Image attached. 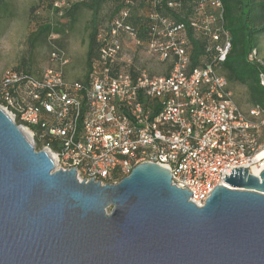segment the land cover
Wrapping results in <instances>:
<instances>
[{
	"label": "built area",
	"instance_id": "2783aa9c",
	"mask_svg": "<svg viewBox=\"0 0 264 264\" xmlns=\"http://www.w3.org/2000/svg\"><path fill=\"white\" fill-rule=\"evenodd\" d=\"M80 2L51 6L63 11ZM51 41L42 69L2 73L0 110L35 151L53 158L54 170L74 169L79 182L103 186L151 163L201 208L216 187L232 189L223 182L232 169L264 165V111L239 108L218 74L230 51L220 0H123L98 28L85 82L66 79L69 59ZM192 41L205 57L195 67ZM136 59L167 74L151 75ZM249 60L264 67L255 50Z\"/></svg>",
	"mask_w": 264,
	"mask_h": 264
},
{
	"label": "water",
	"instance_id": "95a60500",
	"mask_svg": "<svg viewBox=\"0 0 264 264\" xmlns=\"http://www.w3.org/2000/svg\"><path fill=\"white\" fill-rule=\"evenodd\" d=\"M223 182L201 208L151 163L79 182L0 110V264H264V169Z\"/></svg>",
	"mask_w": 264,
	"mask_h": 264
},
{
	"label": "rangeland",
	"instance_id": "374dc122",
	"mask_svg": "<svg viewBox=\"0 0 264 264\" xmlns=\"http://www.w3.org/2000/svg\"><path fill=\"white\" fill-rule=\"evenodd\" d=\"M84 0H82L83 2ZM112 4L106 2L100 10V19L108 18L112 13ZM0 77L9 68H23L36 72L47 64L51 36L55 37V45L61 48L69 59L65 68L68 81H82L86 75L85 54L87 46L88 26L91 12L79 8L74 14V22L65 17V10L55 11L49 8L44 0H6L0 8ZM49 26L52 30L47 36L40 35L32 41V34L41 27ZM58 30V32H54ZM258 49L264 61V38L259 37ZM139 67L155 76L167 74L162 65L150 61L135 60ZM234 103L246 110L248 105L247 89L234 83L229 84Z\"/></svg>",
	"mask_w": 264,
	"mask_h": 264
},
{
	"label": "trees",
	"instance_id": "16d2710c",
	"mask_svg": "<svg viewBox=\"0 0 264 264\" xmlns=\"http://www.w3.org/2000/svg\"><path fill=\"white\" fill-rule=\"evenodd\" d=\"M49 8L54 0H44ZM223 7V23L230 36V51L224 63L219 66L218 74L225 78L228 84L234 83L247 89L248 105L258 106L264 111V88L259 84V75L264 73V67L255 60H249L253 50L257 57L261 52L258 49L259 37L264 38V0H220ZM112 4V13H116L122 6L123 0H84L65 10V17L74 22V14L79 8L91 12L88 26L87 46L85 54L86 75L90 71L91 62L97 58L96 36L100 25L105 21L100 19V10L104 3ZM4 6V0H0V8ZM52 30L49 26L41 27L32 34V41L40 35L47 36ZM54 32H58L55 30ZM193 54L192 66L200 65L205 60L201 53L199 42L192 41ZM201 60V61H200ZM23 69V68H22ZM29 73H34L28 69Z\"/></svg>",
	"mask_w": 264,
	"mask_h": 264
},
{
	"label": "bare ground",
	"instance_id": "6f19581e",
	"mask_svg": "<svg viewBox=\"0 0 264 264\" xmlns=\"http://www.w3.org/2000/svg\"><path fill=\"white\" fill-rule=\"evenodd\" d=\"M25 137H27L25 134H24ZM51 158V160L54 162L53 158L51 156H49ZM264 169V165H260V166H257V167H254L250 170V174L255 176V177H258L259 173Z\"/></svg>",
	"mask_w": 264,
	"mask_h": 264
},
{
	"label": "crops",
	"instance_id": "0c3cea01",
	"mask_svg": "<svg viewBox=\"0 0 264 264\" xmlns=\"http://www.w3.org/2000/svg\"><path fill=\"white\" fill-rule=\"evenodd\" d=\"M6 4V0H4V5ZM1 13V16H2V14H3V16H8V14L7 13H4V12H0Z\"/></svg>",
	"mask_w": 264,
	"mask_h": 264
}]
</instances>
